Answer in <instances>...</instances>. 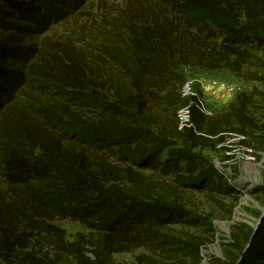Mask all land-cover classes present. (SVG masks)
Masks as SVG:
<instances>
[{
  "label": "trees",
  "instance_id": "16d2710c",
  "mask_svg": "<svg viewBox=\"0 0 264 264\" xmlns=\"http://www.w3.org/2000/svg\"><path fill=\"white\" fill-rule=\"evenodd\" d=\"M38 1L47 21L61 14L52 8L61 0ZM138 2L83 50L26 46L5 17L38 6L0 0V264H57L45 247L66 264H113V254L141 247L170 264H200L206 238L173 227L211 224L181 205L168 178L227 192L194 150L254 123L249 96L220 117L204 113L184 95V71L226 69L264 86V0ZM57 220L92 237L70 241ZM250 242L244 264H264V224Z\"/></svg>",
  "mask_w": 264,
  "mask_h": 264
},
{
  "label": "rangeland",
  "instance_id": "374dc122",
  "mask_svg": "<svg viewBox=\"0 0 264 264\" xmlns=\"http://www.w3.org/2000/svg\"><path fill=\"white\" fill-rule=\"evenodd\" d=\"M33 2L40 13L5 17L6 21L19 25L13 30L21 33L26 46L35 48L40 43L49 41L60 47H79L83 50L103 42L101 33L111 29V24L119 19L120 13L130 3H139L138 0H61L60 6H52L54 11L61 8V14L52 11L51 19L47 21L45 14L48 9L45 2ZM40 24L44 26L41 27ZM23 25L28 29L22 31ZM98 53L96 51L95 55H99ZM30 59L32 61L34 57ZM98 60L102 63L103 58ZM102 64L104 67L105 63ZM184 75L187 80L184 95L197 96L202 104V111L212 117L222 116L238 97L251 98L248 113L254 126L245 128L244 132L241 131L243 127L232 126L226 132L224 143L194 150L222 174V184L230 187L227 192L219 193L193 186L189 184L190 180L182 184L177 183L173 177L168 178V182L178 189L181 205L211 224V231H208L209 227L206 225L194 228L173 227L206 238L200 264H244L251 248V238L257 228L264 224V86L226 69H187ZM181 119L182 126L189 123L187 111H182ZM172 148L168 151H177L180 146ZM144 172L150 174L149 170ZM52 224L64 229L70 241L76 240L79 234L85 239L92 237V233L70 220H57ZM44 249L57 264H66L65 257H58L49 248ZM143 256L153 259L156 264H170L164 262L156 252L142 247L131 252L113 254L111 260L113 264H138V259ZM143 262L152 264L147 260ZM188 262L192 264V261Z\"/></svg>",
  "mask_w": 264,
  "mask_h": 264
},
{
  "label": "water",
  "instance_id": "95a60500",
  "mask_svg": "<svg viewBox=\"0 0 264 264\" xmlns=\"http://www.w3.org/2000/svg\"><path fill=\"white\" fill-rule=\"evenodd\" d=\"M259 229V227L257 228V230ZM91 257H93L91 254H90Z\"/></svg>",
  "mask_w": 264,
  "mask_h": 264
}]
</instances>
